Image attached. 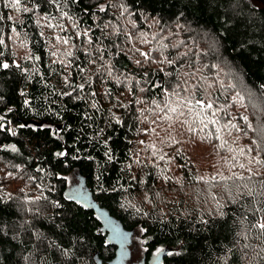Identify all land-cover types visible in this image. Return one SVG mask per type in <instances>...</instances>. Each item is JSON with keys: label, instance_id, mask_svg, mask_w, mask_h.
I'll return each mask as SVG.
<instances>
[{"label": "trees", "instance_id": "1", "mask_svg": "<svg viewBox=\"0 0 264 264\" xmlns=\"http://www.w3.org/2000/svg\"><path fill=\"white\" fill-rule=\"evenodd\" d=\"M57 3L0 0V264L111 263L94 208L147 264H264V0Z\"/></svg>", "mask_w": 264, "mask_h": 264}, {"label": "water", "instance_id": "2", "mask_svg": "<svg viewBox=\"0 0 264 264\" xmlns=\"http://www.w3.org/2000/svg\"><path fill=\"white\" fill-rule=\"evenodd\" d=\"M73 197L74 198H72V199L75 202L80 203V204H86V203H90L91 202V200H89L90 197L82 195V186L77 187V193H74ZM94 210H95L96 215L101 220L103 228L106 229L109 232L108 236H107V244H111L112 241H113V237H117V234H119V232H121V234H125L126 233L128 236H131L132 231L127 232V231L123 230L113 220L111 221L113 223V226L110 225V219L107 218L106 220H104V216L101 214V211H99L97 208H94ZM126 245H127L126 242L121 243L122 247H124ZM162 257H163V255H161V253H158L156 255H152L150 257L149 261H148V264H161ZM125 260H126L125 256H123L119 260L118 264H124ZM97 264H104V263H102V261H100V260H97ZM108 264H115V262H111V263L109 262Z\"/></svg>", "mask_w": 264, "mask_h": 264}, {"label": "flooded vegetation", "instance_id": "3", "mask_svg": "<svg viewBox=\"0 0 264 264\" xmlns=\"http://www.w3.org/2000/svg\"><path fill=\"white\" fill-rule=\"evenodd\" d=\"M133 234L134 233L132 232L131 236H128L126 233L121 234V232H119V234H117V237H113V241L110 245L114 247L116 251H115V259H113L112 262L118 264L119 260L123 256H125L126 260L124 264H147L148 259H146L147 255L145 251H142L140 260L137 261V263H134L135 260L133 258V252H132ZM123 242L127 243V245L124 247L121 246V243Z\"/></svg>", "mask_w": 264, "mask_h": 264}, {"label": "rangeland", "instance_id": "4", "mask_svg": "<svg viewBox=\"0 0 264 264\" xmlns=\"http://www.w3.org/2000/svg\"><path fill=\"white\" fill-rule=\"evenodd\" d=\"M0 179L2 181V185L0 191L1 194L3 196L8 195L12 192H14L17 189H21V186L19 183H17L14 180V174L11 175H7L5 170H1L0 171ZM19 181V180H18ZM71 185H73L75 183L74 179L71 178ZM73 183V184H72ZM23 186V184H21ZM28 187L30 189H32V187L30 185H28ZM31 195H29L30 198H35L33 193H30ZM144 250V247L142 246V242L140 239H137V236L135 234H133V245H132V252H133V258L135 260L134 263H137V261L140 260V256L142 251Z\"/></svg>", "mask_w": 264, "mask_h": 264}, {"label": "snow or ice", "instance_id": "5", "mask_svg": "<svg viewBox=\"0 0 264 264\" xmlns=\"http://www.w3.org/2000/svg\"><path fill=\"white\" fill-rule=\"evenodd\" d=\"M44 2L45 3H57V0H44ZM14 3L15 4H18L19 3V0H14ZM39 6V5H38ZM57 7H59V3H57ZM85 34H87V32H85ZM65 43H67V40H65L64 41ZM0 43H2V41H0ZM9 64L8 63H3L2 65H0V67H2L3 69H8L9 68ZM17 67H19L18 65H17ZM82 87V86H81ZM196 103H198V104H201V106L203 107V104H202V102L201 101H196ZM207 107L208 108H211L212 107V105L209 103L208 105H207ZM172 111H175V109H172ZM3 119V117L2 116H0V120H2ZM21 127H25L24 125H21ZM14 134V133H13ZM13 150H15V149H13ZM59 155V154H58ZM254 226H256V227H258V228H260L261 230H264V222H258L256 225H254ZM169 254H171V253H169Z\"/></svg>", "mask_w": 264, "mask_h": 264}]
</instances>
